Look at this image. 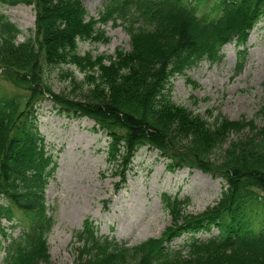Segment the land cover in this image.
Instances as JSON below:
<instances>
[{"label": "trees", "instance_id": "obj_1", "mask_svg": "<svg viewBox=\"0 0 264 264\" xmlns=\"http://www.w3.org/2000/svg\"><path fill=\"white\" fill-rule=\"evenodd\" d=\"M107 0L98 23H127L134 12L152 29H128L129 50L113 56L80 54L79 41L102 35L85 19L82 0H0L33 6L32 35L0 14V236L3 264H40L54 216L45 190L55 171L51 145L39 130L38 107L48 100L59 112L86 117L109 139V162L125 168L144 146L170 160V168L197 169L224 187L202 212L179 215L186 200L164 195L180 219L160 237L128 247L97 233L85 219L73 236L100 253L91 264H264V125L218 114L209 123L177 104L171 79L201 60L218 61L231 40L244 43L264 15V0ZM64 72L74 87L56 92L46 70ZM1 86V85H0ZM94 127V128H95ZM5 223H9L5 225ZM23 229L15 236L7 228ZM199 234V235H198ZM198 235V236H197ZM206 235V236H203ZM181 243L171 245L174 239Z\"/></svg>", "mask_w": 264, "mask_h": 264}, {"label": "rangeland", "instance_id": "obj_2", "mask_svg": "<svg viewBox=\"0 0 264 264\" xmlns=\"http://www.w3.org/2000/svg\"><path fill=\"white\" fill-rule=\"evenodd\" d=\"M106 2L82 0L85 19L95 23L94 28L99 27L102 35L93 41H79L80 54L113 56L116 51H128V29H152L137 12L127 23L120 20L98 23ZM0 14L21 30L17 42L32 35L35 20L32 5H0ZM220 52V60H201L184 76L173 77L172 100L209 123L220 114L229 120L245 117L258 126L264 125V15L244 43L231 40ZM66 70L73 71L77 81L83 78L69 65L46 70L54 91L71 93L74 89L64 77ZM0 85L2 90L6 88V93L15 90L4 81ZM38 119L39 130L52 146L56 162L45 190L46 204L55 224L47 237L46 260L40 264H91L98 259L100 253L85 248L73 236L85 219L93 223L98 234L130 247L160 237L180 219L178 214L164 209V195L186 200L179 215L187 217L213 205L224 187L219 178L197 169L170 168V160L147 146L139 148L125 168L116 166L107 158L108 137L92 120L59 112L48 100L38 107ZM22 229L7 228V235L15 236ZM181 239H174L171 245L176 246ZM6 243L0 236V264ZM126 261L132 262L128 258Z\"/></svg>", "mask_w": 264, "mask_h": 264}]
</instances>
